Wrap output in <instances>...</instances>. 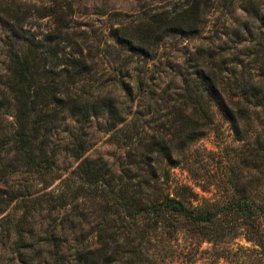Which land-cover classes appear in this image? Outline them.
<instances>
[{
  "label": "trees",
  "instance_id": "obj_1",
  "mask_svg": "<svg viewBox=\"0 0 264 264\" xmlns=\"http://www.w3.org/2000/svg\"><path fill=\"white\" fill-rule=\"evenodd\" d=\"M229 1L228 7L240 1L247 15L264 20L261 0L221 3L225 6ZM206 9L202 0H187L178 7L145 13L138 24L112 31L118 54L128 53L121 55L116 73L128 76L133 59L152 61L167 38L197 37ZM74 14L72 0L39 5L0 0L8 60L0 83V121L8 114L13 120L8 128L0 127V183L5 173L15 174L19 169L37 177L53 173L58 154L53 139L68 117L79 127L68 133L72 136L65 151L78 162L76 179L83 186L81 208L73 206L77 190L70 191L68 185L58 195L32 201L21 189L11 190L4 201L0 198V212L12 203L16 210L17 199L23 209L18 217L6 214L0 220V264H186L178 262L184 257L180 240L191 245L203 240L215 249L216 244L237 236L261 248L264 255V201L247 192L240 173L226 181L232 185V195H221L205 205H195L198 195L172 176L175 169H190L188 146L213 124L215 108L238 141L251 132L252 140L239 161L249 166L247 182H264V43L256 42L249 53L255 67L253 77L228 80L222 77V62H203L208 67L197 69L193 81L184 77L183 90L173 102L160 99L169 113L149 122L155 125L145 133L139 131L145 123L138 127L135 115L127 123L129 116L122 103L101 90L93 96L86 85L95 57L87 38L77 35L70 25ZM44 20L46 32L31 31ZM121 84L130 103L144 96L139 78L136 88ZM96 117L109 121L108 131L121 126L114 133L122 154L112 167L85 156L88 124ZM35 207L46 214L66 211L37 231L31 219L33 210H38ZM87 221L90 229L85 237L81 224Z\"/></svg>",
  "mask_w": 264,
  "mask_h": 264
},
{
  "label": "rangeland",
  "instance_id": "obj_2",
  "mask_svg": "<svg viewBox=\"0 0 264 264\" xmlns=\"http://www.w3.org/2000/svg\"><path fill=\"white\" fill-rule=\"evenodd\" d=\"M20 2H31L34 4H48L51 0H18ZM75 7V14L70 23L77 35L87 38L88 46L93 54L95 66L91 74L90 81L86 84L91 89L93 96L103 91L106 95H111L127 109L130 123L133 115L138 117L136 124L144 127L139 131L147 133L155 125L151 121L164 118L169 113V108L161 103L160 99L167 98L171 103L176 99V94L183 90V78L190 81L195 80L194 75L197 69L208 67L209 64H202L208 61H219L223 63V78L232 80L243 75L244 77L255 76L253 70V58L249 56L252 46L258 41L264 43V20H255L240 9V1H233L230 7L229 2L222 0H202L207 6L203 16V29L197 37L193 38H167L164 40L157 56L149 62L132 60L129 69L138 71L131 72L128 76L117 74L120 66L122 54L114 48L111 36L112 31L121 25H136L143 17V14L152 15L163 10L171 9L173 5L178 7L186 3L187 0H72ZM259 1V0H258ZM264 2V0H261ZM228 7V8H227ZM264 11V10H263ZM264 13V12H262ZM40 28L31 31L37 35L47 31L46 20L39 21ZM250 31V32H248ZM5 31L0 27V83L4 80L8 60L6 58V48L3 45ZM118 54V55H117ZM128 53H125L124 57ZM202 55V57H201ZM200 60H196L197 57ZM213 56V57H212ZM212 57V58H211ZM197 61V62H195ZM202 64V65H201ZM132 74V75H131ZM132 76V79L129 77ZM139 78L143 91L141 95L146 97L137 99L130 103L126 99V92L123 85L136 88L135 79ZM121 81V82H120ZM137 92H133V96ZM148 97V99H147ZM152 98V100H151ZM157 110V113L154 111ZM9 110V113H12ZM211 120L213 124L205 130L203 136L189 144L187 149V159L190 169H175L172 176L175 182L187 185L197 195L195 205L213 204L218 201L221 195H232L234 193L232 185L226 181L233 180L234 173H240L242 181L245 182V189L255 195L259 201H264V182L250 183V170L248 164H240V156L247 149L252 140V134L243 136V141H238L237 136L231 129L230 124L221 117L215 108L212 109ZM124 112V114H126ZM10 115V116H9ZM12 114H8L0 121V127L8 128L13 122ZM160 117V118H159ZM63 122L58 128V132L53 139L56 144L58 154L56 155V166L53 173L43 177H37L25 173L19 169L15 174L5 173L4 179L0 183L1 199L8 198L11 190L21 189L28 200L38 199L48 194L58 195L64 189L70 187V191L75 193L72 200L74 207L82 205L81 195L83 186L76 179V167L78 162L69 157L66 153V144L72 135L69 132L76 129L78 124L68 117L63 118ZM105 117L90 119L88 124V151L86 157L97 159L112 167L117 164L122 154L119 149L118 138L114 133L120 129L108 131L109 121ZM149 123V124H148ZM148 126V127H147ZM74 131V132H76ZM115 135V136H114ZM264 181V180H262ZM26 188V189H23ZM252 195V196H253ZM4 197V198H3ZM27 200V201H28ZM17 199L19 206L12 210L15 203L10 207H5L0 212V220L6 214L12 216L21 215L23 209ZM89 207V206H87ZM31 213L34 229H46L47 225L62 216L65 209L58 210L52 214H46L42 208L35 207ZM87 221L83 225V234L89 233ZM91 238L94 237L91 235ZM187 241H189L187 239ZM72 242V241H71ZM192 245L184 240H180L183 247V258H178V262L186 264H264V255L261 248L247 243L241 236L233 240H226L225 243L216 244L213 249L212 244L201 241ZM72 245V244H70ZM4 264V263H3Z\"/></svg>",
  "mask_w": 264,
  "mask_h": 264
}]
</instances>
